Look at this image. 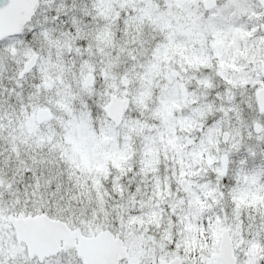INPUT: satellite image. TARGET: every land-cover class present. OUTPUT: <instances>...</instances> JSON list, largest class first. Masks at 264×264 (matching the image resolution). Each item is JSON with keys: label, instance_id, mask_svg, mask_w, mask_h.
I'll return each instance as SVG.
<instances>
[{"label": "snow or ice", "instance_id": "snow-or-ice-1", "mask_svg": "<svg viewBox=\"0 0 264 264\" xmlns=\"http://www.w3.org/2000/svg\"><path fill=\"white\" fill-rule=\"evenodd\" d=\"M0 264H264V0H0Z\"/></svg>", "mask_w": 264, "mask_h": 264}]
</instances>
